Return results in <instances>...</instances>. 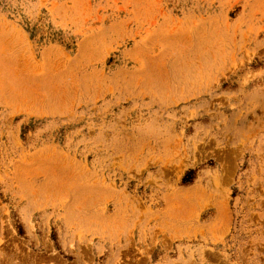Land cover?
I'll use <instances>...</instances> for the list:
<instances>
[{
    "label": "rangeland",
    "instance_id": "obj_1",
    "mask_svg": "<svg viewBox=\"0 0 264 264\" xmlns=\"http://www.w3.org/2000/svg\"><path fill=\"white\" fill-rule=\"evenodd\" d=\"M0 264H264V0H0Z\"/></svg>",
    "mask_w": 264,
    "mask_h": 264
},
{
    "label": "trees",
    "instance_id": "obj_2",
    "mask_svg": "<svg viewBox=\"0 0 264 264\" xmlns=\"http://www.w3.org/2000/svg\"><path fill=\"white\" fill-rule=\"evenodd\" d=\"M186 182H188V181H186Z\"/></svg>",
    "mask_w": 264,
    "mask_h": 264
}]
</instances>
